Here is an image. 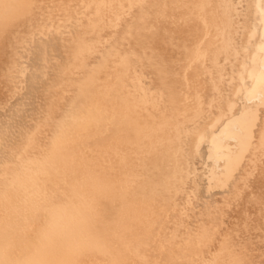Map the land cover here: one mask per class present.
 <instances>
[{
    "label": "bare ground",
    "instance_id": "6f19581e",
    "mask_svg": "<svg viewBox=\"0 0 264 264\" xmlns=\"http://www.w3.org/2000/svg\"><path fill=\"white\" fill-rule=\"evenodd\" d=\"M0 264H264V0H0Z\"/></svg>",
    "mask_w": 264,
    "mask_h": 264
}]
</instances>
